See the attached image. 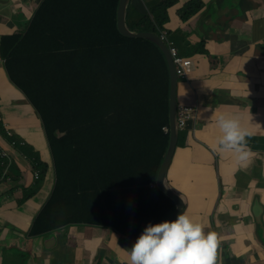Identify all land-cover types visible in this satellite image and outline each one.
<instances>
[{"label":"crops","instance_id":"0c3cea01","mask_svg":"<svg viewBox=\"0 0 264 264\" xmlns=\"http://www.w3.org/2000/svg\"><path fill=\"white\" fill-rule=\"evenodd\" d=\"M212 1L215 0H177L168 11L165 5L157 14L163 27L155 28L158 33H167L179 56L194 66L188 83L178 81L179 107L195 108L199 115L209 109L217 118L219 106L226 103L230 110L225 113L239 117L242 126L252 132L247 138L252 156L246 165L237 163L232 152L219 150L218 125L200 128L196 120L189 125L180 146L179 133L167 183L184 201L182 212L195 221L215 198L211 212L219 235L229 247L222 264H264V130H260L264 124V0H245L240 4L237 0H224L226 5L231 2L229 9L239 14L232 30L245 24V32L252 36L249 44L240 47L199 34L202 12ZM41 2L35 0L28 8L0 16V35L25 31L22 18L31 11V21ZM159 2L130 0L127 27L138 24ZM189 2L199 5L190 18L185 16L193 5ZM118 5L119 1L116 21ZM113 6L114 0H106L97 7L100 12L103 8L111 11ZM150 19L154 23L151 16ZM201 42L207 56L197 54ZM227 45L228 49H224ZM97 50L100 64L95 76L98 74L100 81L94 93L93 127L99 140L94 172L103 176L100 185L104 190L118 189V185L124 190H151L168 147L169 135L166 138L161 133L162 127H168L166 68L158 53L145 42ZM248 65L253 68L246 70L247 76L243 77L240 69ZM0 122L14 134L8 137L3 127L0 132V148L8 153L1 158L8 179L0 183V227L17 228L27 234L51 194L53 160L36 111L10 82L1 57ZM256 134L259 136H253ZM135 136L143 142L134 143ZM12 141L20 144L12 146ZM252 216L262 218L263 223L254 221ZM91 225L95 233H104L89 240L81 224L85 232L82 245L93 263L99 259L100 264H128L135 242L113 227ZM103 227L108 231H103ZM0 264H4L1 257Z\"/></svg>","mask_w":264,"mask_h":264},{"label":"trees","instance_id":"16d2710c","mask_svg":"<svg viewBox=\"0 0 264 264\" xmlns=\"http://www.w3.org/2000/svg\"><path fill=\"white\" fill-rule=\"evenodd\" d=\"M105 1L42 0L25 31L3 35L0 39V57L4 60L7 76L36 111L53 160L54 185L31 228L37 235L90 223L113 227L136 242L146 226L163 222L174 208V204L155 187L151 190H124L118 185V189L104 190L100 185L103 176L95 174L93 169L95 146L99 140L94 134L93 119L90 123L96 140L94 145L88 138L81 136V130L74 125L70 61L92 55L95 80L98 76H95V72L99 70L100 64L97 49L145 42L119 34L116 27L119 0H114L111 11L103 8L99 12L98 4ZM176 1L160 0L138 24L130 26V30L149 32L159 37L161 31L158 33L155 25L159 28L163 26L157 14L164 10L165 5ZM188 4H193L185 15L190 18L199 5L192 2ZM104 19L107 20L98 24ZM145 43L158 53L166 68L159 51L148 42ZM197 54L207 56L203 42L199 44ZM166 75L167 95V71ZM99 81L98 77L95 87ZM2 127L3 124H0V132ZM6 134L10 138L14 137ZM142 142V138L134 137V143ZM5 170L6 166L0 157V175Z\"/></svg>","mask_w":264,"mask_h":264},{"label":"water","instance_id":"95a60500","mask_svg":"<svg viewBox=\"0 0 264 264\" xmlns=\"http://www.w3.org/2000/svg\"><path fill=\"white\" fill-rule=\"evenodd\" d=\"M35 0H0V16L7 15L18 8H28ZM245 0H237L240 4ZM130 0H119L117 10L116 27L119 34L125 38L132 40H142L154 46L161 56L164 58L166 71L168 74V114L167 125L169 130L168 147L161 166L157 172L155 179V188L166 196L173 204V211L164 219L168 221L175 220L179 214L182 213L184 208V201L173 190H171L167 183V172L171 164L173 154L179 139V129L177 126V109L179 107L177 102V84L178 80L175 75L172 59L168 53L167 46L162 42L159 37L149 32H135L130 30L126 24L127 10ZM230 2L226 5L224 0H215L209 3L202 12L201 19L198 23V32L205 38H215L219 43L231 42L239 47L244 44H249L252 36L245 32V24L239 25L236 30H232L235 25L237 16L234 11L229 9ZM232 14H234L232 16ZM247 15V13H245ZM2 35H0V39ZM230 45L224 46L228 49ZM238 47V48H239ZM236 48L237 47H233ZM5 67V66H4ZM252 65L244 66L240 69V74L243 77L247 76L246 70L251 71ZM240 76V75H239ZM220 113H225L230 110L226 103L219 106ZM196 120L199 121L200 128L217 126L216 118L213 117L212 111L209 109L203 110L202 114H196ZM195 120V121H196ZM260 130H264L262 124ZM258 137L259 135H253ZM7 152V151H6ZM34 177L35 174L31 173ZM50 196V195H49ZM215 198L212 200V204ZM211 204L209 209L204 210V214L199 216L196 222L200 223L203 227L205 234L208 232H215L218 238V246L216 251V264H222L223 259L227 256L228 246L219 235L218 224L213 218L211 210L214 206ZM254 221L263 223L262 218H255ZM69 228V227H66ZM85 236L83 231L81 235L74 238H69V242H61L59 239L62 237V231L56 230L51 233L35 234L33 231H28L27 234L20 229L7 227H0V257L4 264H100L99 259L93 263L92 260L87 261V256H81V261L78 262L79 248L82 246V239ZM57 240L54 243V240ZM53 241V242H52Z\"/></svg>","mask_w":264,"mask_h":264},{"label":"clouds","instance_id":"9594fccd","mask_svg":"<svg viewBox=\"0 0 264 264\" xmlns=\"http://www.w3.org/2000/svg\"><path fill=\"white\" fill-rule=\"evenodd\" d=\"M216 122L219 150L232 152L237 163L246 165L252 156L247 139L252 132L236 116L220 113ZM217 246L215 232L205 234L200 223L182 212L175 220L146 226L130 248L128 264H216Z\"/></svg>","mask_w":264,"mask_h":264},{"label":"rangeland","instance_id":"374dc122","mask_svg":"<svg viewBox=\"0 0 264 264\" xmlns=\"http://www.w3.org/2000/svg\"><path fill=\"white\" fill-rule=\"evenodd\" d=\"M175 4L176 3L167 5L165 10L168 11V9ZM246 6L247 5L245 4V7ZM30 14L31 11L22 18V25L25 26L26 29L30 24ZM179 16H181L180 12ZM5 31L6 33H9L10 30L6 28ZM170 36H172V34ZM93 67L94 65L92 55L87 56L86 58H73L69 64V82L71 86L74 125L81 130V136L88 138L94 145L96 143V140L93 135L92 123L90 122L92 121L94 114L93 96L97 78L94 80ZM186 133V131L180 133L181 138L179 146L182 140L185 138L184 134ZM2 188L3 190H6L4 187ZM32 192L36 193L35 188H32ZM33 193L27 194L23 201H28L30 197L33 196ZM82 227L86 228V238H88L89 240H92L93 236L100 238V236L104 234H99L98 231L95 233V230L91 224H84V226ZM102 229L103 231H108L105 227H103ZM79 254L80 256L77 258L78 262L81 261V256L85 255L87 256V261L91 260L84 245L79 248Z\"/></svg>","mask_w":264,"mask_h":264},{"label":"built area","instance_id":"2783aa9c","mask_svg":"<svg viewBox=\"0 0 264 264\" xmlns=\"http://www.w3.org/2000/svg\"><path fill=\"white\" fill-rule=\"evenodd\" d=\"M160 40L166 43L168 53L172 59L175 75L177 77L178 81H183L188 83V76L193 71V63L190 60L183 59L179 56L177 48L173 45L172 42L167 41V33L164 31H161L160 33ZM177 126L179 129V133L184 132L188 129L189 125L196 120V109L192 107H185L181 106L177 109ZM4 126V124H3ZM6 128V127H4ZM10 136H12V133L10 131H7ZM161 133L164 136H167L169 133V130L167 127L161 128ZM17 143L14 141L12 143V146H16ZM1 157H6L7 154L5 152L0 153ZM8 177L6 176V170L4 174L0 175V182L7 180Z\"/></svg>","mask_w":264,"mask_h":264},{"label":"flooded vegetation","instance_id":"af4514ba","mask_svg":"<svg viewBox=\"0 0 264 264\" xmlns=\"http://www.w3.org/2000/svg\"><path fill=\"white\" fill-rule=\"evenodd\" d=\"M12 13L13 12H9L8 14H12ZM60 230L62 231V237L59 239V241H61V242H65V241L69 242V240H70L69 238H74L77 235H81L83 232L82 227L79 225L71 226L69 228L60 229ZM56 242H57V240L55 239L54 243H56ZM32 264H35V262H33Z\"/></svg>","mask_w":264,"mask_h":264}]
</instances>
